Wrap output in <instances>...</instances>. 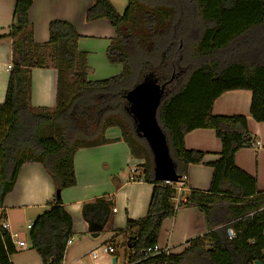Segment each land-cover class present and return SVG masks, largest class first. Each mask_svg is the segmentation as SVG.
<instances>
[{
	"label": "trees",
	"instance_id": "1",
	"mask_svg": "<svg viewBox=\"0 0 264 264\" xmlns=\"http://www.w3.org/2000/svg\"><path fill=\"white\" fill-rule=\"evenodd\" d=\"M127 1L123 13L111 0H96L86 12L87 21L104 18L116 29L106 56L123 67L118 75L90 80L88 53L78 49L76 27L53 20L49 41L37 44L29 19L34 0H17L16 23L9 34L13 63L0 104V209L22 165L40 163L56 191L27 237L42 264H63L74 231L61 194L77 184L75 154L81 148L124 141L132 157L144 160L136 180L153 185L146 215L127 222L136 229V238L127 241L130 264H264V192L258 191L256 177L236 163L241 149L255 146V137L246 116L213 114V104L223 93L245 89L253 94L252 118L264 123V0ZM50 64L57 70L56 106L36 109L31 103L32 70ZM149 74L166 83L157 118L176 164L177 181L190 165L204 162L203 151L186 148L187 133L212 129L222 149L219 159L208 163L213 168L209 189L191 191L182 204L204 213L209 232L191 240L180 254L146 257L144 250L157 244L163 221L176 212L175 190L155 179L150 148L127 111L126 94ZM109 127H118L121 137L107 139ZM105 200L83 206L91 225L100 220ZM107 203L113 205L114 197ZM229 228L236 233L232 239ZM18 252L10 233L0 228V264H13L11 257Z\"/></svg>",
	"mask_w": 264,
	"mask_h": 264
},
{
	"label": "crops",
	"instance_id": "2",
	"mask_svg": "<svg viewBox=\"0 0 264 264\" xmlns=\"http://www.w3.org/2000/svg\"><path fill=\"white\" fill-rule=\"evenodd\" d=\"M95 1L34 0L29 19L33 29L32 36L37 44L49 41L51 21L61 19L72 23L80 34L78 49L88 53V78L102 80L120 74L123 67L121 64L110 63L106 56L107 47L116 36V29L104 18L90 22L86 20V12ZM111 2L120 12L115 0ZM16 3L17 0H0V104L6 98L13 63V42L9 34L16 23ZM252 96L250 90L227 91L214 102L213 114L247 117L256 144L241 149L236 155V163L256 177L258 191L264 192V123L255 121L251 116ZM56 100L57 70L51 64L47 68H34L31 95L33 107L53 110ZM105 137L110 140L120 138L121 130L109 127L105 130ZM185 146L205 153L203 164L189 166L184 192L188 197L191 191L209 189L213 168L208 163L219 159L222 144L214 130L196 129L185 136ZM140 161L141 159L131 156L124 141L81 148L76 152L74 163L77 184L63 190L61 194L64 205L73 218L74 231L73 241L67 246L63 264H108L106 254H116L117 244L124 249V257L116 255V263L113 264H130L132 251L127 241L135 234L136 229L127 227V222L139 220L146 215L153 192L152 184L130 180L131 166H137ZM137 167L135 177L140 173V166ZM55 191L53 179L40 163L27 162L22 165L17 183L6 196L0 215L8 220L11 231L19 233L20 240L28 245L27 226L48 208ZM111 196L114 197V203L109 206L107 202ZM101 197L106 198L102 204L104 212L100 213L96 208L95 213L99 212L100 220L96 225H91L84 217L83 206L94 203ZM181 200L182 197H177L173 201V205L176 207L178 204V207L173 217L163 221L157 242L161 248L169 249V254L182 253L191 240L209 232L204 213L192 204L179 206ZM104 244H111L114 251H103L100 246ZM11 260L13 264H42L40 255L31 247L27 250L20 248V252L14 254Z\"/></svg>",
	"mask_w": 264,
	"mask_h": 264
},
{
	"label": "water",
	"instance_id": "3",
	"mask_svg": "<svg viewBox=\"0 0 264 264\" xmlns=\"http://www.w3.org/2000/svg\"><path fill=\"white\" fill-rule=\"evenodd\" d=\"M165 88L166 83L160 84L152 74L144 76L143 80L126 94L127 111L134 122L137 135L143 138L150 148L155 179L162 182H176L178 180L176 164L171 156L166 134L157 118ZM113 262L116 263L115 258ZM255 264L262 262L257 261Z\"/></svg>",
	"mask_w": 264,
	"mask_h": 264
},
{
	"label": "built area",
	"instance_id": "4",
	"mask_svg": "<svg viewBox=\"0 0 264 264\" xmlns=\"http://www.w3.org/2000/svg\"><path fill=\"white\" fill-rule=\"evenodd\" d=\"M143 162H144V160H141L140 163L137 164V166H140V164H142ZM137 166H135V165L131 166V168L129 170L130 171V180H136L135 174L137 173V169H138ZM187 180H188V176L184 175L180 181H176V182L164 181L166 186H169L175 190V194H174L172 201H174L175 198H177V197H182V200L179 203V206H181L182 204L187 202V197L184 195V192L186 191ZM177 207H178V204L176 205L175 209H177ZM10 227H11V225L8 222V220H6L5 218L0 219V228L10 233L12 241L14 242V244L16 246H18L21 249L27 250L30 247V245H28L26 242L20 240L19 233L12 232ZM27 228L30 230L32 228V223L28 224ZM227 232H228L230 239L234 238L236 235L235 231L232 228H229L227 230ZM72 241H73V237H71L68 240L67 246L69 244H71ZM100 247L105 252H113L114 251V248L110 245L104 244ZM161 253L169 254V249H163L158 244H155L154 246L148 247L147 249L144 250V256H146V257L151 256V255L161 254ZM94 256H96V254H94Z\"/></svg>",
	"mask_w": 264,
	"mask_h": 264
},
{
	"label": "rangeland",
	"instance_id": "5",
	"mask_svg": "<svg viewBox=\"0 0 264 264\" xmlns=\"http://www.w3.org/2000/svg\"><path fill=\"white\" fill-rule=\"evenodd\" d=\"M127 2H128L127 0H115V4L120 9V13H123L124 10L126 9ZM49 133H50L49 131H47V130L45 131V134L46 135H48ZM106 245H108V244H106ZM24 253H26V252H24ZM101 254H104V253H101ZM101 254H100V256H101ZM116 255H120V257L124 255V249L122 248L121 245H118L117 244L116 254H108V255L106 254L107 260H108V264H113V261L112 260H113V258ZM117 264H120V262H118Z\"/></svg>",
	"mask_w": 264,
	"mask_h": 264
}]
</instances>
